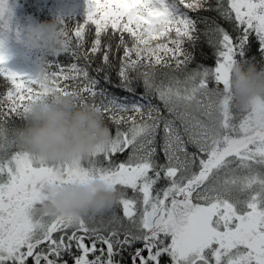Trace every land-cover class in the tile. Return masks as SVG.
<instances>
[{
	"label": "snow or ice",
	"instance_id": "1",
	"mask_svg": "<svg viewBox=\"0 0 264 264\" xmlns=\"http://www.w3.org/2000/svg\"><path fill=\"white\" fill-rule=\"evenodd\" d=\"M85 3V20L61 29L56 54L75 62L26 78L3 67L0 39V264H125V254L130 264L165 255L168 264H264V98L243 110L230 87L235 64L255 67L253 37L264 59V0ZM7 4L0 0V14ZM199 11L231 31L217 17L190 15ZM201 36L213 65L192 68L186 45ZM52 92L100 110L115 125L107 144L77 162L28 151L22 128L7 125L25 126L27 106ZM94 180L117 191L113 208L77 219L48 212L49 187Z\"/></svg>",
	"mask_w": 264,
	"mask_h": 264
},
{
	"label": "clouds",
	"instance_id": "2",
	"mask_svg": "<svg viewBox=\"0 0 264 264\" xmlns=\"http://www.w3.org/2000/svg\"><path fill=\"white\" fill-rule=\"evenodd\" d=\"M15 31L13 11L7 4L0 14V35ZM26 44L43 49L55 56L62 52L64 38L56 22L37 24L25 34ZM4 47L7 36L4 35ZM231 93L243 110L251 108L257 98H264V73L256 67L237 63L231 69ZM110 130L97 108L78 107L75 97L52 92L43 101L27 106L25 126L19 130V139L28 151L49 162H77L105 146ZM118 193L100 180L86 183H66L46 190V206L53 215L77 219L90 213L99 214L113 208Z\"/></svg>",
	"mask_w": 264,
	"mask_h": 264
},
{
	"label": "trees",
	"instance_id": "3",
	"mask_svg": "<svg viewBox=\"0 0 264 264\" xmlns=\"http://www.w3.org/2000/svg\"><path fill=\"white\" fill-rule=\"evenodd\" d=\"M9 6L12 8L13 11V28L20 32L21 38L18 40L20 43L19 47V56L31 63L36 64L41 71L46 69L48 65L52 64L54 61L61 60L65 64H68L70 62L75 61H69L65 58V55L67 54H60V56H53L46 52L43 49H38L31 47L26 44V41L24 39V34L34 25L37 24H47L56 22L58 27L60 29H73L76 25L83 23L86 17V3L85 0H8ZM214 2V0H213ZM190 15L193 18L197 17H217V13L215 12H205V11H199V12H191ZM218 19V22L225 27L227 30L231 31L230 24L226 23L222 19ZM198 27L203 30L204 24H199ZM15 37L16 32H12ZM91 36L88 37L89 45L91 42ZM116 41H113V45H115ZM89 45H86L89 46ZM186 47L189 48L190 51H192L195 55V60L190 65V67L195 68L197 64H204V65H213V49L210 48L205 40L204 37L201 36L200 40L197 42V45L195 48H192L189 45H186ZM258 45L256 43L255 38H252V48L250 51H248L247 55L249 58L255 57L254 66L257 70H259L261 67H264V59H262L260 53L257 50ZM111 59V57H110ZM117 61H114V63ZM102 63L101 55L97 54L95 58V62L91 65L92 69H95L98 65ZM4 67V66H3ZM92 75H95V72H91ZM103 76V73L100 74ZM135 75V74H133ZM25 77V76H24ZM27 78V77H26ZM113 83L118 82L117 76L115 71L112 72L111 75ZM101 83L103 84V81L101 80ZM133 86L137 89L138 92H143V84L142 81H134ZM4 91V89H0V92ZM121 95H124V93H121ZM153 104H156L163 107L161 102L158 99L152 100ZM105 124L109 128L110 132L114 134L115 132V125L112 124L110 121L105 120ZM24 122L17 119L14 123L9 122L7 127L9 129L11 128H23ZM194 150V149H193ZM127 153H124L123 155H117L115 158L117 160H123L126 157ZM160 162H164L163 155L161 154L159 156ZM163 181H161V184L158 185L162 186ZM128 195L131 196V190H128ZM121 209L117 208V213H121ZM140 244H136L135 247H140ZM117 259H120L117 257ZM168 257L162 256L161 257V264H168ZM124 262L125 264H130L129 257L127 254L124 256ZM30 263V260L28 264Z\"/></svg>",
	"mask_w": 264,
	"mask_h": 264
},
{
	"label": "rangeland",
	"instance_id": "4",
	"mask_svg": "<svg viewBox=\"0 0 264 264\" xmlns=\"http://www.w3.org/2000/svg\"><path fill=\"white\" fill-rule=\"evenodd\" d=\"M12 32L9 31L6 34L0 35V39L2 40H4V35L7 36L4 49L8 59L4 68L21 76L36 78L41 74V69L36 64L28 62L19 56L20 43Z\"/></svg>",
	"mask_w": 264,
	"mask_h": 264
},
{
	"label": "flooded vegetation",
	"instance_id": "5",
	"mask_svg": "<svg viewBox=\"0 0 264 264\" xmlns=\"http://www.w3.org/2000/svg\"><path fill=\"white\" fill-rule=\"evenodd\" d=\"M145 255H146V253H145ZM29 264H32V261L30 260V263Z\"/></svg>",
	"mask_w": 264,
	"mask_h": 264
}]
</instances>
